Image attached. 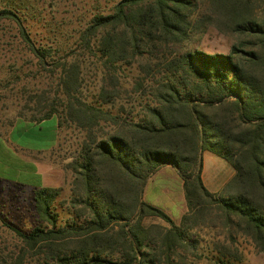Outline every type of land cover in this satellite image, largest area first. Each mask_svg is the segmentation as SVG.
Instances as JSON below:
<instances>
[{"label": "trees", "instance_id": "16d2710c", "mask_svg": "<svg viewBox=\"0 0 264 264\" xmlns=\"http://www.w3.org/2000/svg\"><path fill=\"white\" fill-rule=\"evenodd\" d=\"M20 11L14 3L0 19L16 24L40 67L55 64L60 49L37 47ZM216 21L237 40L226 55L198 49ZM75 45L100 66L94 100L82 95L80 59L55 64L61 98L36 118L55 116L57 127L81 133L64 166L68 196L32 191L36 223L11 227L20 246L4 264H186L199 245L189 232L200 222H219L229 244L240 235L264 253V16L253 0H119L89 19ZM204 152L234 170L221 196L203 185ZM165 166L182 181L187 211L178 225L143 199ZM214 250L215 264L243 260L225 243Z\"/></svg>", "mask_w": 264, "mask_h": 264}, {"label": "rangeland", "instance_id": "374dc122", "mask_svg": "<svg viewBox=\"0 0 264 264\" xmlns=\"http://www.w3.org/2000/svg\"><path fill=\"white\" fill-rule=\"evenodd\" d=\"M118 1L0 0V10L16 3L21 9L19 16L22 24L35 45L38 47L39 44L51 42L53 48L60 49L58 54L53 52L55 64L80 59L82 95L88 101H93L100 84L101 69L93 59L81 57V52H76L75 43L79 32L94 14L107 15ZM253 4L256 11L264 16V0H253ZM236 43V38L216 21L206 28L197 45L198 49L208 54L213 51L226 55L227 50ZM51 63L49 59L48 65L40 67L37 59L22 42L16 24L0 19V264L12 263L19 251L20 243L11 227L28 231L36 223L32 200L35 187L30 183L33 179L26 176L27 167L20 165L12 150L24 153V157L30 160L33 155L31 152L49 148L45 152L34 154V158L39 156L38 162L62 169L64 183L58 188L61 189L60 198L68 196L70 171L64 166L74 156L81 133L65 124L55 130V116L52 120H36L41 115V106L54 103L57 97L61 98L57 87L61 69L57 67L55 70V64ZM128 72L126 70L125 75ZM53 137L55 145L50 148ZM203 165L206 175L214 184L226 181L232 170L225 160L210 153L205 154ZM45 178L51 182L53 176ZM222 194V189L216 193L218 196ZM172 201L174 200L161 194L158 207L167 209L175 217L176 208ZM148 222L166 226L159 219H150ZM189 233L190 239L197 240L199 245L197 251L188 254L186 264H215L216 243H225L239 249L243 254V260L239 264H264V253L257 252L240 235H235V244H229L227 230L219 222L215 223V227L200 222ZM25 264L36 263L27 260Z\"/></svg>", "mask_w": 264, "mask_h": 264}, {"label": "crops", "instance_id": "0c3cea01", "mask_svg": "<svg viewBox=\"0 0 264 264\" xmlns=\"http://www.w3.org/2000/svg\"><path fill=\"white\" fill-rule=\"evenodd\" d=\"M50 119L52 120L55 118L51 117ZM56 127L57 125H56V119H55V130L57 129ZM54 145H55V137H53L50 148ZM19 149L26 150L23 148H19ZM47 150H43L39 152H36V151L31 152V154L33 155L31 156L30 160L24 157L25 156L24 153H18L15 150H12V153L18 158V161L21 166L27 167V169H25L27 173L26 176L34 180V181L33 180L30 181L31 185H34L35 188L46 187V188L58 189L64 183V172L62 171V169H60L59 167L52 166L51 164H48V163L38 162L37 159H40L39 156H37L38 157L37 159L34 158V154L45 152ZM29 152L30 151H27V153ZM206 153L208 152L203 153L202 159L204 158ZM233 175H234V170L232 169L229 172V178L226 179V181H224L223 183L214 184L210 181L209 176L206 175V171H205V168L202 162V176H201L202 182H203L204 187L211 194H216L220 192L221 189H223L224 185L233 177ZM48 176H53V179H52L53 181L52 180L51 182L47 181L45 177H48ZM1 181L2 180H0V183ZM161 194L166 195L170 200H174L172 201V203L174 204L176 208L175 217H172V215L167 209L163 210V208L158 207V203H160ZM148 198H151V200L148 201ZM143 199L145 202L161 209L164 213H166L175 225L179 224L181 217L187 211L183 189H182V181L179 179L177 172L170 166H165V167L160 168L147 181L144 194H143ZM0 218H1V213H0Z\"/></svg>", "mask_w": 264, "mask_h": 264}]
</instances>
